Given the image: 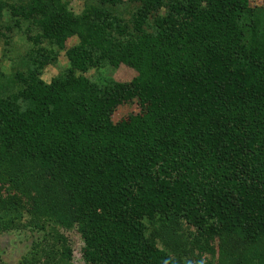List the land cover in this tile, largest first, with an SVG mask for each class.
<instances>
[{
	"label": "trees",
	"instance_id": "obj_1",
	"mask_svg": "<svg viewBox=\"0 0 264 264\" xmlns=\"http://www.w3.org/2000/svg\"><path fill=\"white\" fill-rule=\"evenodd\" d=\"M71 2L0 0V235H40L18 264H71L74 227L85 264H198L212 238L240 251L217 264H264V8Z\"/></svg>",
	"mask_w": 264,
	"mask_h": 264
},
{
	"label": "rangeland",
	"instance_id": "obj_2",
	"mask_svg": "<svg viewBox=\"0 0 264 264\" xmlns=\"http://www.w3.org/2000/svg\"><path fill=\"white\" fill-rule=\"evenodd\" d=\"M84 0H72L70 7L72 11L76 14L80 13L82 10ZM250 7H260L264 8V0H250ZM16 50H19L23 47V42L20 41V37L15 39ZM76 44V39H70L66 42V50L71 48ZM2 45L0 44V57L2 55ZM5 69H8V62L3 63ZM67 67V59L65 58L64 52L60 54L58 62L53 67H47L42 74V81L46 84H49L52 79L58 76L62 71ZM104 75L111 78L117 83H128L134 77L135 73L125 66H119L117 69H108L104 71ZM92 72L87 74V77H92ZM140 111L139 106L136 102L130 104H124L119 106L112 116V121L114 124L119 123L121 120L126 119L130 115L138 114ZM3 192L0 194L1 196ZM14 196V195H13ZM12 196H9L10 202ZM15 197V196H14ZM20 230L13 231L10 233H5L0 235V264H18L19 261L30 252L34 242L40 236L37 234L31 225L28 216H25L21 219ZM60 234L66 240L67 246L71 251V264H85L82 259V250L84 248V243L81 240L76 228L70 230H61ZM201 251L197 257H195V263L205 264L210 261L211 264H217L220 262L219 257L223 251L232 253V255L240 254L238 253L239 247L238 242H235L231 239L220 240L218 238H212L208 241L207 244L202 245ZM159 247H161L159 245ZM243 248V247H242ZM188 256H192L193 252ZM232 250V251H230ZM237 251V252H236ZM240 252V251H239ZM187 253V254H188Z\"/></svg>",
	"mask_w": 264,
	"mask_h": 264
}]
</instances>
